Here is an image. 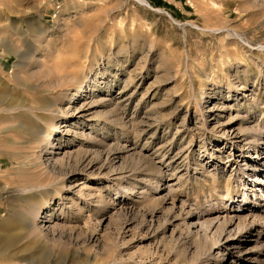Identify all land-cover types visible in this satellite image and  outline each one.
Segmentation results:
<instances>
[{
    "label": "rangeland",
    "instance_id": "rangeland-1",
    "mask_svg": "<svg viewBox=\"0 0 264 264\" xmlns=\"http://www.w3.org/2000/svg\"><path fill=\"white\" fill-rule=\"evenodd\" d=\"M262 189L264 0H0V264H264Z\"/></svg>",
    "mask_w": 264,
    "mask_h": 264
},
{
    "label": "bare ground",
    "instance_id": "bare-ground-1",
    "mask_svg": "<svg viewBox=\"0 0 264 264\" xmlns=\"http://www.w3.org/2000/svg\"><path fill=\"white\" fill-rule=\"evenodd\" d=\"M141 1H145V0H141ZM90 79V78H89ZM90 80H87L86 82H89ZM84 86V83L82 84V87ZM83 90V89H82ZM17 106H20L19 104H17ZM36 108L38 109V110H32L33 112V114L35 115V116H38V117H45L46 116V113L47 112H51V111H53V108L55 107V103H54V101H52L51 100V98L50 99H39L38 100V102L36 103ZM22 111V110H21ZM31 111V110H30ZM17 117H20V118H22L23 119V130L25 131V132H27L28 134H30V135H32L33 136V139H35V140H38V141H41V142H43V141H47V140H51V138H52V135H53V133H54V130L53 129H47V131H46V134L43 136L42 134H41V129H39V127L38 126H36L35 125V121H34V119H33V117L34 116H32V115H30V114H27V113H25V112H22V113H20ZM45 131V130H44ZM42 135V136H41ZM255 140V139H254ZM39 143V142H38ZM34 144V143H33ZM30 152V151H29ZM34 160V159H33ZM30 162V161H29ZM35 164V163H34ZM32 166H34V165H32ZM35 167V166H34ZM37 169V168H36ZM35 170V169H34ZM38 174V173H37ZM37 177V176H36ZM41 181V179H39V181L38 182H36V183H38V187H41V186H43V183L42 182H40ZM262 181V180H261ZM37 187V188H38ZM32 189H34V188H32ZM36 189V188H35ZM26 191V190H25ZM255 193V192H254ZM256 195V194H255ZM33 196V195H32ZM34 197V196H33ZM262 197L264 198V193H263V189H262ZM247 199L248 198H245L244 200L245 201H247ZM37 216V215H36ZM28 220V219H27ZM232 242V240H227V242L226 243H231ZM228 247H227V249H229V245H227ZM240 251H242V250H240ZM30 264V263H29Z\"/></svg>",
    "mask_w": 264,
    "mask_h": 264
}]
</instances>
